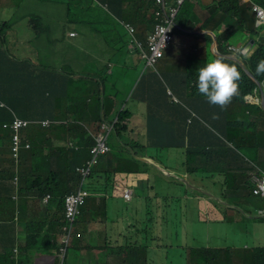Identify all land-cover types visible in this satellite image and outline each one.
<instances>
[{
    "label": "clouds",
    "instance_id": "obj_1",
    "mask_svg": "<svg viewBox=\"0 0 264 264\" xmlns=\"http://www.w3.org/2000/svg\"><path fill=\"white\" fill-rule=\"evenodd\" d=\"M4 1L0 46L27 66L0 102V264H264V239L238 244L264 234L263 0H238L241 30L233 0Z\"/></svg>",
    "mask_w": 264,
    "mask_h": 264
},
{
    "label": "trees",
    "instance_id": "obj_2",
    "mask_svg": "<svg viewBox=\"0 0 264 264\" xmlns=\"http://www.w3.org/2000/svg\"><path fill=\"white\" fill-rule=\"evenodd\" d=\"M264 2V0H263ZM238 6V9H237ZM138 7V6H137ZM140 7H142L140 5ZM223 12V19L224 22H227L229 20V18L231 17L233 22H237V24L239 26H236L237 29L241 30L242 28L245 29L246 26H250V19H249V14L247 13L246 10H241V6H239L238 0H233V4H230L229 6H226L225 8H223L221 10ZM138 12H140V10H138ZM183 25L186 24V21L183 19L182 21ZM4 27V28H3ZM2 27V31L5 32L6 30H8L9 28V24L5 23ZM251 27V26H250ZM254 34H256V30L253 29L251 30ZM260 45H262L260 43ZM9 58V56H6L4 48H2L0 46V102L2 103H6L7 105H12V106H16V104L22 103L18 98H16L14 95L9 94V91L7 89L8 84H9V80L14 76L15 70H20L22 68H24V66L26 67L27 64H16V68H14V65ZM183 79V78H182ZM32 80L35 81V77H32ZM3 95H7V97L10 99L9 101H5V97ZM80 103L75 101L73 102V107H79ZM19 115V113L17 114ZM13 119V116H9L7 114V111H0V125H4L5 121L8 120L11 121ZM81 118H78L77 121H79ZM74 128H76L79 131H83V128L78 124L75 123ZM230 130V135L234 138V139H241L245 137V130L241 125H236V126H231L229 128ZM206 140L208 141V143L210 145H212L213 143V139L212 137V132L210 130L207 131L206 133ZM75 137L78 139L79 135L74 133ZM186 137V136H185ZM184 137V138H185ZM184 138L180 141L175 143L174 146H184ZM191 155H195L194 152H191ZM215 158H218L217 156H215ZM237 180V176L233 175L232 173L228 174L226 179H225V183L222 187V194L221 197L224 199L230 198L233 200V198L240 196L239 194H237L234 190H232L231 188H229V186L234 183ZM199 253H204L206 256H202L201 259L206 261L207 264H211L213 261H216V251H211V252H206V250H197L194 251L193 254L196 256Z\"/></svg>",
    "mask_w": 264,
    "mask_h": 264
},
{
    "label": "rangeland",
    "instance_id": "obj_3",
    "mask_svg": "<svg viewBox=\"0 0 264 264\" xmlns=\"http://www.w3.org/2000/svg\"><path fill=\"white\" fill-rule=\"evenodd\" d=\"M214 1H215V0H208V2H210V3H214ZM2 4H3V6H5V7H11V8H13V9H14V8H17V6H18V2H17V1H13V0H6V1H4ZM34 5L37 7L38 10H40V15H41V16L43 15L44 12H46V8H45V7H39V6H41L39 3H36V4H34ZM6 13L9 14V11L6 10ZM59 13H60L61 15H65V10H64L63 8H59ZM234 40H235V39H234ZM235 41H237V40H235ZM205 47H207V46L205 45ZM173 49H174V47L171 48L170 52H172ZM194 51H195L194 49H190V50H188L187 53H186L185 51H183V58H182V60H181V56H179V58H178V60H177V62H176V64H175V66L178 65L181 61H182L183 63H186L187 60H188V58H189V56H190L191 54H193ZM185 55H186V58H184ZM34 64H35V63H34ZM205 64H206V56H202V57H201V60L199 61V63H195V64H194V68H195V69H199V67H203V66H205ZM35 65H36V64H35ZM175 66H174V67H175ZM176 152H178V153H182V150H178V151H176ZM169 158H172V157H170L169 155H166V156L164 157L163 162H164V164L167 165L166 167H171V168H173L174 170H177L179 175H182V174L184 173L185 169H186V165H185V163H184V162L182 163V161H179V164L169 163V162H170V161H169ZM176 160H177V159H176ZM161 166H162L163 168H165L164 165L161 164ZM203 178H204L203 175H199V176L197 177V180H198V181H201V179H203ZM208 185L210 186V183H209ZM118 211H122V208L119 207V206L114 207L112 213H115V212H118ZM257 228L261 230V232L259 233V235H256V234H254V233H247L246 235H242V236L240 237L239 241H238V244L242 245V244H243L242 242H256V241H261V240H263V239H264V234L262 233V226H261L260 224H258ZM233 234H234L233 232H230V233L226 232L225 234H222L221 236H219V237L215 240V243H216L218 246H223V245H225V244H230L231 241H232V236H233Z\"/></svg>",
    "mask_w": 264,
    "mask_h": 264
},
{
    "label": "crops",
    "instance_id": "obj_4",
    "mask_svg": "<svg viewBox=\"0 0 264 264\" xmlns=\"http://www.w3.org/2000/svg\"><path fill=\"white\" fill-rule=\"evenodd\" d=\"M27 71H28V69H27ZM24 73H25V71L23 70V71L17 73L16 75L19 77V76L23 75ZM18 77L13 76L12 79H13V80H16V81H19V82H22V80L19 79ZM27 77H28L30 80L32 79L31 74H30L29 71L27 72Z\"/></svg>",
    "mask_w": 264,
    "mask_h": 264
}]
</instances>
